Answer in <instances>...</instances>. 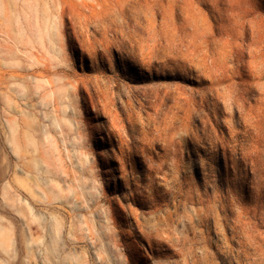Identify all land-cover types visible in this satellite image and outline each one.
I'll return each instance as SVG.
<instances>
[{
  "label": "rangeland",
  "instance_id": "1",
  "mask_svg": "<svg viewBox=\"0 0 264 264\" xmlns=\"http://www.w3.org/2000/svg\"><path fill=\"white\" fill-rule=\"evenodd\" d=\"M0 264H264V0H0Z\"/></svg>",
  "mask_w": 264,
  "mask_h": 264
}]
</instances>
